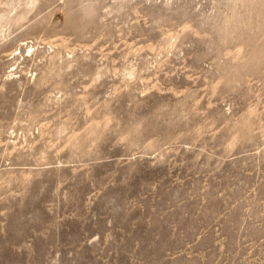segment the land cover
<instances>
[{"label":"rangeland","instance_id":"374dc122","mask_svg":"<svg viewBox=\"0 0 264 264\" xmlns=\"http://www.w3.org/2000/svg\"><path fill=\"white\" fill-rule=\"evenodd\" d=\"M0 264H264V0H0Z\"/></svg>","mask_w":264,"mask_h":264}]
</instances>
